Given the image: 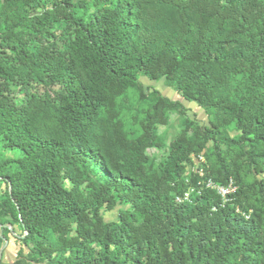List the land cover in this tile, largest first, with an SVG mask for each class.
Instances as JSON below:
<instances>
[{"label":"trees","instance_id":"1","mask_svg":"<svg viewBox=\"0 0 264 264\" xmlns=\"http://www.w3.org/2000/svg\"><path fill=\"white\" fill-rule=\"evenodd\" d=\"M131 90L150 103L135 137L114 113ZM184 105L205 122L185 119L153 170L156 125ZM0 143L20 153L0 163L11 264H264L262 1L0 0ZM199 155L205 179L235 183L231 203L185 178Z\"/></svg>","mask_w":264,"mask_h":264},{"label":"rangeland","instance_id":"2","mask_svg":"<svg viewBox=\"0 0 264 264\" xmlns=\"http://www.w3.org/2000/svg\"><path fill=\"white\" fill-rule=\"evenodd\" d=\"M140 84L142 86V93L149 96L152 93L156 92L160 97L167 98L171 101L178 100L177 94L173 89L167 87L163 81L153 82L147 79H140ZM37 92L42 93L44 90L41 86H37ZM17 97L20 99L21 95L18 94ZM114 113L117 115L121 127L119 128L121 133L129 134L130 137H135L140 134V122L143 121L144 114L150 109V103L147 99H143L142 96L134 90L128 91L125 96L118 98L114 101ZM186 107L187 114L186 116H180L175 111H167L166 113V122L165 124L156 125V136L161 141L162 147L159 149H148L146 150V155L149 161L152 164V169L156 170L157 167L165 160L168 154V146L174 141L184 129V121L188 119L189 121L196 120L199 123L205 122V115L200 109H196L184 105ZM195 115V117L193 116ZM230 135L234 136L236 133L230 129ZM208 147L211 145L208 144ZM20 156L18 151H9L4 150L0 143V163L5 161L15 160ZM205 165V160L202 155L195 158H192L190 164H187L185 167V178H188L190 174L198 175L200 183L204 181V172L202 167ZM187 180V179H186ZM201 184L197 187V192ZM237 187V186H236ZM5 189L4 185H0V197ZM191 188L187 194L193 192ZM124 207L116 206L114 210L110 213H103V220L105 222L116 221L117 216L120 211L124 210ZM2 227L7 228L11 233L7 236V240L3 241L0 245V264H11L15 260L16 252L19 248V242L15 238L17 235H20L19 228L14 225H0V230Z\"/></svg>","mask_w":264,"mask_h":264},{"label":"built area","instance_id":"3","mask_svg":"<svg viewBox=\"0 0 264 264\" xmlns=\"http://www.w3.org/2000/svg\"><path fill=\"white\" fill-rule=\"evenodd\" d=\"M264 6V0H261ZM201 184L198 191L202 189V187H205V189L210 190L214 192L221 200L222 205H226L228 203H231L233 201L232 196L235 195L237 191V187L235 183L232 180H229L225 184H216L210 179H204L203 182L200 183V181L197 182V187ZM197 189V188H196ZM188 199L187 192L182 195V197H176L175 202L181 203L183 201H186ZM245 219H248V215H243Z\"/></svg>","mask_w":264,"mask_h":264},{"label":"water","instance_id":"4","mask_svg":"<svg viewBox=\"0 0 264 264\" xmlns=\"http://www.w3.org/2000/svg\"><path fill=\"white\" fill-rule=\"evenodd\" d=\"M0 254H1V251H0Z\"/></svg>","mask_w":264,"mask_h":264}]
</instances>
